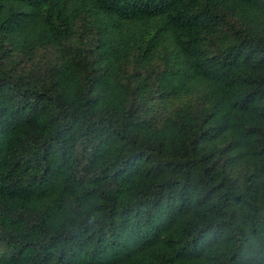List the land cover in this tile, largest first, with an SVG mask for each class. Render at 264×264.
Here are the masks:
<instances>
[{"label": "trees", "instance_id": "16d2710c", "mask_svg": "<svg viewBox=\"0 0 264 264\" xmlns=\"http://www.w3.org/2000/svg\"><path fill=\"white\" fill-rule=\"evenodd\" d=\"M0 264H264V0H0Z\"/></svg>", "mask_w": 264, "mask_h": 264}]
</instances>
